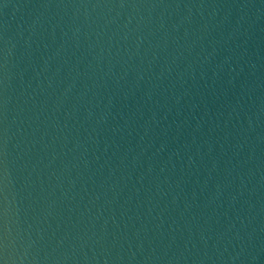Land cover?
<instances>
[{"label":"water","instance_id":"obj_1","mask_svg":"<svg viewBox=\"0 0 264 264\" xmlns=\"http://www.w3.org/2000/svg\"><path fill=\"white\" fill-rule=\"evenodd\" d=\"M0 264H264V0H0Z\"/></svg>","mask_w":264,"mask_h":264}]
</instances>
